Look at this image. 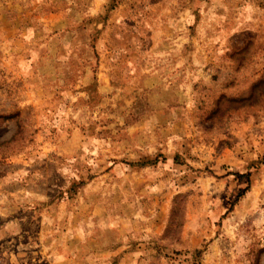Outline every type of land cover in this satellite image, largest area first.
<instances>
[{
    "label": "rangeland",
    "instance_id": "1",
    "mask_svg": "<svg viewBox=\"0 0 264 264\" xmlns=\"http://www.w3.org/2000/svg\"><path fill=\"white\" fill-rule=\"evenodd\" d=\"M0 264H264V0H0Z\"/></svg>",
    "mask_w": 264,
    "mask_h": 264
}]
</instances>
